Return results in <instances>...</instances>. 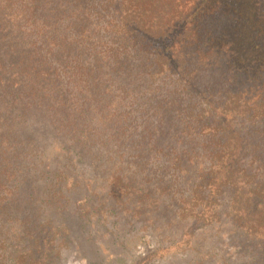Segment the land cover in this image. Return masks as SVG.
<instances>
[{
  "label": "trees",
  "instance_id": "trees-1",
  "mask_svg": "<svg viewBox=\"0 0 264 264\" xmlns=\"http://www.w3.org/2000/svg\"><path fill=\"white\" fill-rule=\"evenodd\" d=\"M202 76L217 79L218 100ZM175 118L181 131L165 130ZM36 125L56 138L51 152ZM262 141L264 0H0V264L8 245L39 264L41 245L20 243L43 233L26 226L65 212L85 159L124 204L157 205L186 184L193 225L218 223L226 199L264 257ZM161 161L176 178L154 179Z\"/></svg>",
  "mask_w": 264,
  "mask_h": 264
},
{
  "label": "rangeland",
  "instance_id": "rangeland-1",
  "mask_svg": "<svg viewBox=\"0 0 264 264\" xmlns=\"http://www.w3.org/2000/svg\"><path fill=\"white\" fill-rule=\"evenodd\" d=\"M172 84L171 80H167L163 96L171 91ZM198 84L208 96L218 100L220 86L215 77L202 76ZM183 103L189 106L186 100ZM137 121L138 129L133 130L136 133L134 141L142 127ZM171 121L169 119L165 130L172 131L174 128L176 132L181 131V122L176 118ZM34 128L39 136L43 135L39 137L42 149L54 150L56 138L48 127L36 125ZM170 144L177 148L181 146L177 139ZM260 145L264 166V141ZM161 162L152 165L154 179L165 182L176 178L177 173L170 172L166 163ZM210 167L211 163L204 158L199 165L202 175L207 174ZM74 170L78 186L70 194L71 204L65 212L60 216L59 213L45 212L42 216L45 219L51 217L52 221L41 220L26 226L43 233L39 243L31 238L20 243L21 248L41 245V252L37 254L39 264H264V257L257 253L262 249L258 241L231 223L226 199L218 208L221 215L218 223L205 221L193 225V222L184 219L186 213L180 210L182 199L191 193L186 184L183 188L175 183L176 197L169 199L157 194V205H153L148 196L143 203L124 204V199L111 195L105 188L108 182L103 169L85 159ZM182 176L184 182L189 178L188 175ZM151 199H154L152 195ZM31 215L37 214L25 211L20 216ZM11 246H6L4 253L6 264H21L15 261Z\"/></svg>",
  "mask_w": 264,
  "mask_h": 264
}]
</instances>
